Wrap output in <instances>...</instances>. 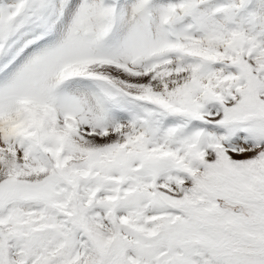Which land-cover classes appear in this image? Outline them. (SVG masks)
<instances>
[{"label":"snow or ice","instance_id":"snow-or-ice-1","mask_svg":"<svg viewBox=\"0 0 264 264\" xmlns=\"http://www.w3.org/2000/svg\"><path fill=\"white\" fill-rule=\"evenodd\" d=\"M0 264H264V0H0Z\"/></svg>","mask_w":264,"mask_h":264}]
</instances>
